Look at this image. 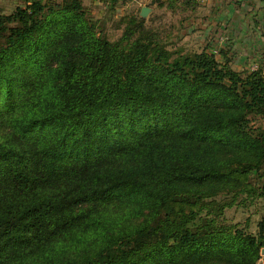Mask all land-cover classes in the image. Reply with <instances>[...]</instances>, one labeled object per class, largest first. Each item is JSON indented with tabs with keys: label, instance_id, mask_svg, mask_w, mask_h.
Wrapping results in <instances>:
<instances>
[{
	"label": "trees",
	"instance_id": "16d2710c",
	"mask_svg": "<svg viewBox=\"0 0 264 264\" xmlns=\"http://www.w3.org/2000/svg\"><path fill=\"white\" fill-rule=\"evenodd\" d=\"M195 1L164 0L182 11ZM144 24L137 19L110 43L79 0H62L59 12L34 0L0 15V264L258 261L264 216L252 235L216 222L225 205L205 203L203 187L237 171L192 160L179 143L255 154L257 164L239 172H255L264 198V129L247 118L264 117L263 65L240 73L223 50V61L207 49L170 51ZM59 29L76 35L81 60L48 68V81L25 100L26 82L8 73L11 58L41 69ZM216 102L230 113L203 110ZM113 202L137 205L143 220L103 233L89 256L68 257L100 228L96 207Z\"/></svg>",
	"mask_w": 264,
	"mask_h": 264
},
{
	"label": "rangeland",
	"instance_id": "374dc122",
	"mask_svg": "<svg viewBox=\"0 0 264 264\" xmlns=\"http://www.w3.org/2000/svg\"><path fill=\"white\" fill-rule=\"evenodd\" d=\"M34 0H0V15L10 14L16 7H25ZM44 4H48L55 12H59L62 6V0H40ZM81 2L85 19L95 26V34L101 35L110 43L117 42L123 35L124 30L132 22L137 21L140 17V6L135 3L119 7L116 1L110 0H79ZM153 1V0H152ZM161 4V6H160ZM164 0L159 3L151 4L147 1L144 7H149L151 12L144 19L145 28L151 33L158 34L159 39L164 41L170 51L187 53L189 51H201L198 49V41L194 35L188 33V20L192 11H182L181 9H170L165 6ZM142 19V18H141ZM56 27V25H55ZM61 29V28H60ZM59 32L61 37L57 39L55 32L49 34L50 45L42 54V68H37L38 65L32 67L28 63H21L14 57L11 58L8 73L12 77L19 76L26 82V98L30 96L32 86L40 81H48L47 69L55 68L62 62H74L81 60L79 53H74L72 50L76 47V35L65 33L64 29ZM217 61H223L219 58L218 50L212 53ZM231 63H226L228 67L236 72L251 73L259 67H250L237 70L233 60ZM264 72V60H263ZM261 65V66H262ZM38 70V71H37ZM4 96L0 92V110H3ZM230 109L225 104L216 102L212 105L204 106L203 110H217L224 112ZM230 113V111H227ZM200 113H205L200 111ZM250 125L254 128L264 129V117L248 116ZM4 130L0 131V137L3 136ZM183 151L186 152L192 160L201 163H211L222 170L237 171L231 174L233 178L228 183L208 184L203 187L205 192H211V197L205 200V203L212 202L214 207L225 205L219 217H214L216 222L225 224L226 226H235L242 229L245 233L256 235L257 223L264 216V198L259 195V181L257 176L248 172L240 174L239 169L246 165H256V155L241 149L215 145H199L188 142L179 143ZM111 160V159H110ZM123 164H126L123 160ZM202 188V187H201ZM208 203V206H209ZM206 206V205H205ZM206 206V207H208ZM99 212L100 228L90 231L84 235L85 243L78 245L67 252L66 255L72 258H82L91 255L97 246L100 237L103 233L115 235L118 232L125 230L133 225L139 224L143 220L144 211L139 210L135 204H125L113 202L108 205L97 206ZM212 218L213 216H209ZM199 263V262H198ZM187 264H196L194 262ZM201 264H227L224 259L211 260ZM255 264H264V247L260 249L259 259Z\"/></svg>",
	"mask_w": 264,
	"mask_h": 264
},
{
	"label": "crops",
	"instance_id": "0c3cea01",
	"mask_svg": "<svg viewBox=\"0 0 264 264\" xmlns=\"http://www.w3.org/2000/svg\"><path fill=\"white\" fill-rule=\"evenodd\" d=\"M119 7L135 3L140 8L152 0H110ZM114 3V2H113ZM188 20V33L198 49L223 50L237 70L259 67L264 60V0H196Z\"/></svg>",
	"mask_w": 264,
	"mask_h": 264
},
{
	"label": "water",
	"instance_id": "95a60500",
	"mask_svg": "<svg viewBox=\"0 0 264 264\" xmlns=\"http://www.w3.org/2000/svg\"><path fill=\"white\" fill-rule=\"evenodd\" d=\"M159 2H160V0H153V1H151V4H153V3H159ZM150 12H151V10H150V8L148 6L147 7H142L140 9V17L142 19H145Z\"/></svg>",
	"mask_w": 264,
	"mask_h": 264
}]
</instances>
